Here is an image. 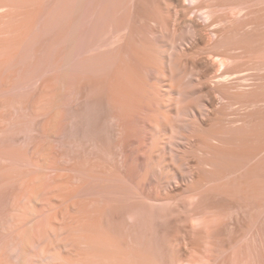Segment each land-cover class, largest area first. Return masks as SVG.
Returning <instances> with one entry per match:
<instances>
[{
    "label": "rangeland",
    "instance_id": "obj_1",
    "mask_svg": "<svg viewBox=\"0 0 264 264\" xmlns=\"http://www.w3.org/2000/svg\"><path fill=\"white\" fill-rule=\"evenodd\" d=\"M14 4L0 264H264V0Z\"/></svg>",
    "mask_w": 264,
    "mask_h": 264
},
{
    "label": "bare ground",
    "instance_id": "obj_2",
    "mask_svg": "<svg viewBox=\"0 0 264 264\" xmlns=\"http://www.w3.org/2000/svg\"><path fill=\"white\" fill-rule=\"evenodd\" d=\"M15 1L19 2L20 0H0V5H1V4H2V5L5 4L6 6H10L9 8H11L12 4H14ZM25 2H26V1H25ZM25 2H24V3H25ZM5 5H4V6H5ZM17 5H18V3H17ZM14 6H16V3L14 4ZM14 6H13V7H14ZM1 7H2V6H1ZM13 7H12V8H13ZM12 8H11V9H12ZM13 9H14V8H13ZM8 10H10V9H8ZM8 10H7V11H8ZM8 12H9L8 14H10V11H8ZM11 12H12V11H11ZM6 15H7V14H6ZM10 16H11V15H10ZM2 17H3V16H2ZM5 17H6V16H5ZM10 23H11V22H10ZM10 23H9V24H10ZM12 25H13V24H12ZM10 26H11V25H10ZM198 27H199V26H198ZM8 29H10V28H8ZM9 31H10V30H9ZM9 31H8V32H9ZM8 32H7V33H8ZM11 32H13V30H12ZM13 35H14V33H13ZM28 37H29V36H28ZM28 37H27V38H28ZM7 38H8V37H7ZM23 38H25V35H24V37L22 36V39H23ZM11 39H12V38H11ZM11 39H10V41H11V43H12V40H11ZM13 39H14V38H13ZM15 39H17V38H15ZM19 40H21V39L19 38ZM19 40H18V41H19ZM29 40H30V39H29ZM21 41H22V40H21ZM21 41H20V42H21ZM26 41H27V39H23V42H24V43H25ZM14 42H15V41H14ZM23 42H22V43H23ZM29 42H30V41H29ZM9 43H10V42H9ZM9 43H8V44H9ZM11 43L9 44V45L11 46V48H10V46H8V49H11L12 52H14ZM15 43H17V42H15ZM13 44H14V43H13ZM25 44H26V43H25ZM13 46H14V45H13ZM15 46H16V45H15ZM15 46H14V47H15ZM19 46H20V45H19ZM5 48H6V50H7V46H6V47H4V48H2V49L0 48V51H1V50L3 51ZM6 50H5V51H6ZM2 51H1V52H2ZM7 51H8V50H7ZM7 51H6V53L3 52L5 55H4V54H0V56L2 55V56H4V58L6 59V60L4 61V60H3L4 58L2 57L3 59H1V57H0V60H1V63H0V64H1V65H0L1 68H0V70L3 69V68H2V67H3V66H2V65H3L2 63H4V62H6V63H10V64H12L13 62L15 63V60H14L12 54H11L12 52H11V51H8V52H9V55H8V52H7ZM6 54H7L8 56H7ZM134 55H135V54H134ZM5 56H7V58H6ZM136 58H137V57H136ZM16 59H17V58H16ZM141 59H142V58H141ZM2 60H3V61H2ZM141 61H142V60H141ZM144 61H145V60H144ZM138 63H139V62H138ZM145 63H146V62H145ZM4 64H5V63H4ZM139 65H140V64H139ZM144 65H145V64H144ZM147 65H148V64H147ZM152 65H153V64H152ZM4 66H7V65L5 64ZM141 66H142V65H141ZM148 67H150V64H149ZM152 67H154V66H152ZM6 69H7V68H6ZM153 69H155V67H154V68H151V72H152V73H155V72H153V71H154ZM156 69H157V68H156ZM155 71H157V70H155ZM159 71H160V70H159ZM159 74H160V73H159ZM157 75H158V74H157ZM163 75H164V74H163ZM159 76H160V75H159ZM159 76H156V77H159ZM152 77H153V76H152ZM164 79H165V78H164ZM160 80H161V79H160ZM130 84H131V83H130ZM143 88H144V87H143ZM151 91H152V90H151ZM166 94H167V93H166Z\"/></svg>",
    "mask_w": 264,
    "mask_h": 264
}]
</instances>
